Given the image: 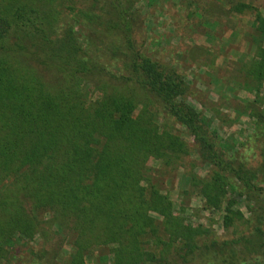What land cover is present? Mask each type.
Listing matches in <instances>:
<instances>
[{"label":"trees","instance_id":"16d2710c","mask_svg":"<svg viewBox=\"0 0 264 264\" xmlns=\"http://www.w3.org/2000/svg\"><path fill=\"white\" fill-rule=\"evenodd\" d=\"M65 1L73 0H0V261L15 235L32 239L56 225L71 234L65 264H86L89 249L107 245L112 264H205L203 230L174 214L164 184L195 152L207 172L198 176L190 162L184 177L206 206L219 207L229 190L262 194L264 101L243 102L239 111L256 118L252 134L243 146L228 145L189 102L184 76L142 49L134 0H90L79 10L81 34V22L58 9L74 11ZM230 10L252 14L256 36L245 78L234 84L259 90L264 14L249 3L231 2ZM86 84L100 97L86 101ZM152 158L159 168L148 166ZM255 219L259 232L262 214Z\"/></svg>","mask_w":264,"mask_h":264},{"label":"rangeland","instance_id":"374dc122","mask_svg":"<svg viewBox=\"0 0 264 264\" xmlns=\"http://www.w3.org/2000/svg\"><path fill=\"white\" fill-rule=\"evenodd\" d=\"M89 1H65L66 5L73 6V12L58 6L64 12L61 15L65 20L72 22L76 18L81 22L77 29L80 34L87 28L84 27L79 10L87 9ZM231 2L249 3L264 14V0H134L133 3L139 16L137 34L144 52L154 59L171 64L184 76L194 91L189 102L208 119L211 129L215 130L223 142L243 146L249 141L256 120L249 113L239 111L243 108L242 100L249 96H245L244 92L241 94L243 98L233 94L225 96L218 87V81H238L241 86L245 77L236 59L237 56L244 58L245 54L247 62L253 57L256 44L255 20L247 12L231 11ZM240 34L245 40L243 43L236 40ZM217 53L228 57L232 55L222 65L218 60L217 66L227 67H212V59ZM243 58L240 60L244 61ZM221 59L224 60L223 57ZM236 86L235 90H240V86ZM83 92L86 101L95 100L101 95L88 84L83 86ZM252 93L264 101V80L259 90ZM174 126L186 141L192 143V137L184 127L178 124ZM240 151L250 163L255 162L251 150H243L242 147ZM190 162L197 164L193 171L198 176L206 174L207 168L201 166L197 154L191 152L185 158L183 167L178 168L175 177L164 186L173 203L174 214L182 218L184 224L203 230L199 238L205 253L202 261L205 264L211 261L214 264H231L230 260L235 264L264 263V192L247 195L233 194L229 190L219 207L206 206L204 198L196 194L197 189L190 186L189 178L184 177V172L191 170ZM148 166L156 169L160 162L152 158ZM3 187V183H0V191ZM228 202L231 204L230 211L240 212L243 219L226 211ZM259 213L263 220L258 224L260 229L257 232L253 225L257 223L255 218ZM226 214L233 216L227 222L224 219ZM57 230L56 225H45L44 236L37 233L32 239H27L15 235L16 244L0 264H65L72 250L71 234L65 231L59 233ZM235 240L238 242L226 243ZM113 246L89 249L84 257L85 263L112 264L110 248ZM231 250H234V255ZM155 264L168 262L157 259Z\"/></svg>","mask_w":264,"mask_h":264},{"label":"crops","instance_id":"0c3cea01","mask_svg":"<svg viewBox=\"0 0 264 264\" xmlns=\"http://www.w3.org/2000/svg\"><path fill=\"white\" fill-rule=\"evenodd\" d=\"M231 34H233V31L231 30ZM236 40L238 41V42H245V40L242 38V35L240 34V35H238L237 37H236ZM237 42V43H238ZM249 45H251V43H249ZM248 45V46H249ZM244 58H243V56H241V57H238L237 56V59H236V61H238L237 63V65L239 66V69H241V70H243V68H242V66H243V64H245V61H246V59H248V57H246V55L244 54ZM224 58V60H222L221 58ZM230 57H232V55L230 56L229 55V57L228 56H226V55H221L220 53H217V54H215V56H214V58L212 59V63H211V65H213L212 67L213 68H216V67H227V66H217V64H218V60H220V64L222 65V63L223 62H225V61H227V59L229 58L230 59ZM244 59V61H241L240 59ZM230 61V60H229ZM248 62V61H247ZM203 67H204V64L202 65ZM238 82V81H237ZM213 84V83H212ZM218 87H219V89H221V91H222V94L223 95H225V96H230V95H232L233 94V96H235V97H241V94H242V92H244L245 93V96H249L247 99H243L242 100V102L244 101V102H248V101H252L254 98H255V95L253 96V93L252 92H254L255 90H253V91H251L250 89H246V88H244V87H239L240 88V90H235V88L237 87L234 83H233V81L232 82H226V81H224V80H221V81H218ZM241 98H243V96L241 97ZM238 114H244V113H239L238 112ZM239 117H241V116H239Z\"/></svg>","mask_w":264,"mask_h":264}]
</instances>
